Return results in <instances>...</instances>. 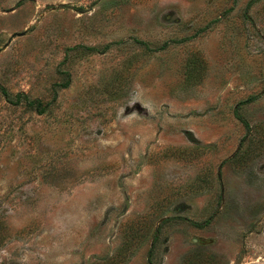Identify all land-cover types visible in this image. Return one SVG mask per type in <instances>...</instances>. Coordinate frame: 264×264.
I'll return each instance as SVG.
<instances>
[{"label": "rangeland", "instance_id": "1", "mask_svg": "<svg viewBox=\"0 0 264 264\" xmlns=\"http://www.w3.org/2000/svg\"><path fill=\"white\" fill-rule=\"evenodd\" d=\"M0 264H264V0H0Z\"/></svg>", "mask_w": 264, "mask_h": 264}, {"label": "trees", "instance_id": "2", "mask_svg": "<svg viewBox=\"0 0 264 264\" xmlns=\"http://www.w3.org/2000/svg\"><path fill=\"white\" fill-rule=\"evenodd\" d=\"M89 50H93V49H89ZM16 99L18 100V101H23L24 102V105H25V107L27 108V109H30V110H32V111H34V112H36L37 114H43L44 112H45V110H46V108H47V106L48 105H46V104H43L40 100H37V99H34V100H30V99H28L26 96H19V97H16ZM17 101V102H18ZM236 114V113H235ZM236 117L239 119V120H241L240 119V117L239 116H237L236 115ZM243 125H244V127L246 128V129H248V125L246 124V123H244L243 122ZM152 249H153V247L150 249V251H149V259H148V261L150 262V256H151V254H152Z\"/></svg>", "mask_w": 264, "mask_h": 264}, {"label": "water", "instance_id": "3", "mask_svg": "<svg viewBox=\"0 0 264 264\" xmlns=\"http://www.w3.org/2000/svg\"><path fill=\"white\" fill-rule=\"evenodd\" d=\"M23 35V34H22Z\"/></svg>", "mask_w": 264, "mask_h": 264}]
</instances>
